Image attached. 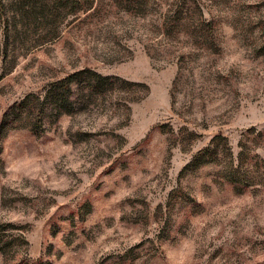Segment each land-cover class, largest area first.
<instances>
[{
  "label": "rangeland",
  "instance_id": "1",
  "mask_svg": "<svg viewBox=\"0 0 264 264\" xmlns=\"http://www.w3.org/2000/svg\"><path fill=\"white\" fill-rule=\"evenodd\" d=\"M1 126L0 264H264V0H0Z\"/></svg>",
  "mask_w": 264,
  "mask_h": 264
},
{
  "label": "trees",
  "instance_id": "2",
  "mask_svg": "<svg viewBox=\"0 0 264 264\" xmlns=\"http://www.w3.org/2000/svg\"><path fill=\"white\" fill-rule=\"evenodd\" d=\"M116 81H122L123 83H129V84H135L138 86H141L145 89V95L148 94L149 86L146 83H140V82H130L127 79L121 78L120 76L115 75H103L101 73H98L91 69H83L76 71L72 74H69L68 76L62 78L59 80L58 84H60V87L72 91L73 86H77L79 90V94L89 92L90 94H101L104 93L107 89H112L116 85ZM59 88V87H58ZM77 98V95H70V96H64L63 98L60 97V94L55 93L52 97V102H49V97L45 96V98L36 95V94H29L25 98H23L20 102L16 103L15 106L20 108L24 112H28V117L32 113V106L30 102V98H36L37 103H39V106L41 107V112L45 113L47 107L49 105H54L53 107H64L66 103L72 102V98L74 97V100ZM66 111V110H63ZM9 114L5 113L3 122L5 123ZM2 128L0 127V135L2 134ZM211 150L210 147H207L205 149L200 150V162L203 161L204 156Z\"/></svg>",
  "mask_w": 264,
  "mask_h": 264
}]
</instances>
